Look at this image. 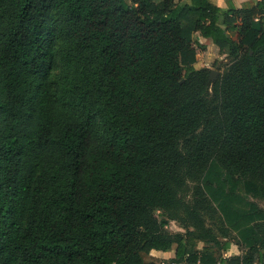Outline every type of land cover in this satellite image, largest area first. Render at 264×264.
Returning a JSON list of instances; mask_svg holds the SVG:
<instances>
[{"label": "trees", "instance_id": "obj_1", "mask_svg": "<svg viewBox=\"0 0 264 264\" xmlns=\"http://www.w3.org/2000/svg\"><path fill=\"white\" fill-rule=\"evenodd\" d=\"M194 33L232 48L212 84L229 114L199 141L184 140L209 114ZM131 167L152 182L147 203L130 202ZM258 194L264 0H0V264H155L142 254L173 245L175 263L208 264L195 247L211 237L241 251L226 264H254Z\"/></svg>", "mask_w": 264, "mask_h": 264}, {"label": "rangeland", "instance_id": "obj_2", "mask_svg": "<svg viewBox=\"0 0 264 264\" xmlns=\"http://www.w3.org/2000/svg\"><path fill=\"white\" fill-rule=\"evenodd\" d=\"M176 2L183 1V0H175ZM229 4H227L228 8ZM228 34L234 42H236L237 34L236 31L230 30ZM193 42L194 47L196 48V62L194 63L195 69L206 68L209 71V82L210 86L204 88L202 90V95L207 99L209 103L208 109V116L199 120L198 125L195 129L184 137L186 139H192L195 141H199L206 136L212 135L215 131H218L216 126V120L219 119L220 116L223 114H229L230 107L229 101L226 96V92L221 84H218L216 87H212V84L217 80L221 79L225 68L230 64L232 59V48L229 50H220L218 49L211 41V39H206L199 36L198 33H194L193 35ZM214 75V80H210V76ZM182 137H177L175 140L176 142L180 143L182 141ZM141 154H150L152 153V147L145 144L140 149ZM132 177L131 180L126 184V191L130 198L131 203H147L149 200V195L147 194L146 190L152 184L151 180L142 172L137 171L134 167H131ZM246 179H249V174H245L243 176ZM190 200L189 197L186 198ZM248 200L252 201L258 207H264V200L262 196L258 195H249L247 197ZM156 208L153 212L155 215L159 213H168L164 211L161 205L157 204ZM187 226L185 225L184 221L178 220H169V224L166 227V230L170 233H181L185 234L187 230ZM195 236H198L199 233L193 232ZM210 241H198L195 249L199 250L203 246H208V252L206 257H210L212 260L208 264H226V259L233 255L234 253L241 254V251L238 247L231 243V240H227V243L230 244V250L227 251L223 249V244L226 242L224 238H218L215 242L213 238H210ZM215 262V263H214ZM167 264H172L171 262L167 261ZM199 264V263H196ZM254 264H264L262 259H256Z\"/></svg>", "mask_w": 264, "mask_h": 264}, {"label": "crops", "instance_id": "obj_3", "mask_svg": "<svg viewBox=\"0 0 264 264\" xmlns=\"http://www.w3.org/2000/svg\"><path fill=\"white\" fill-rule=\"evenodd\" d=\"M258 0H213L215 4L222 7L223 9L227 8V4L234 6L235 8H240L243 4L248 2H257ZM208 39V38H206ZM227 251L230 250L229 248L226 249ZM175 252V245L172 246L170 251H158V250H151L148 254H142V258L145 262H153L155 264H167V261L171 262L172 264H179L173 261ZM237 253H234L235 255ZM231 256V255H230Z\"/></svg>", "mask_w": 264, "mask_h": 264}, {"label": "water", "instance_id": "obj_4", "mask_svg": "<svg viewBox=\"0 0 264 264\" xmlns=\"http://www.w3.org/2000/svg\"><path fill=\"white\" fill-rule=\"evenodd\" d=\"M210 80H214V75L212 73V75L210 76Z\"/></svg>", "mask_w": 264, "mask_h": 264}]
</instances>
